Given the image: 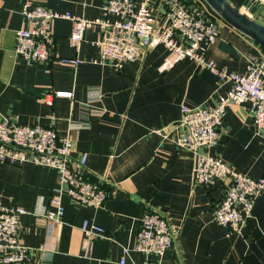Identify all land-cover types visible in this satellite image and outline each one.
<instances>
[{
  "label": "crops",
  "instance_id": "crops-1",
  "mask_svg": "<svg viewBox=\"0 0 264 264\" xmlns=\"http://www.w3.org/2000/svg\"><path fill=\"white\" fill-rule=\"evenodd\" d=\"M35 1L93 20L103 16L107 0ZM178 1L200 7L195 0H153L151 7L155 13L161 4L169 8ZM227 1L264 25V10L254 0ZM23 2L0 0V121L53 126L58 137L72 141L73 163L87 155L86 180L107 190L102 207L82 206L67 196L55 170L0 164V205L27 212L18 229L29 251L27 264H119L121 259L140 264L146 256L134 246L146 211L179 228L161 258L164 264H264V197L256 199L239 232L219 225L211 209L223 198L221 183L197 184L193 154L176 144L184 132L181 106L214 105L231 84L192 61H174L162 46L117 71L98 62L96 43L105 36L99 27L88 26L76 50L68 39L71 22L64 19L51 22L54 58L27 62L15 54V31L26 25ZM223 42L238 53L236 58L220 49ZM59 57L80 63H61ZM206 58L241 74L250 60L264 58V49L222 22ZM218 136L216 148L201 151L220 153L231 169L253 179L264 176V134L254 124L249 102L226 110ZM58 190L63 215L49 226L43 216L55 209L50 198ZM84 222L100 227L103 238L88 244L80 229Z\"/></svg>",
  "mask_w": 264,
  "mask_h": 264
},
{
  "label": "built area",
  "instance_id": "built-area-1",
  "mask_svg": "<svg viewBox=\"0 0 264 264\" xmlns=\"http://www.w3.org/2000/svg\"><path fill=\"white\" fill-rule=\"evenodd\" d=\"M195 1L200 6L196 9L178 1L169 8L161 4L154 13L153 0H142L141 3L107 0L101 18L85 20L82 16L53 11L35 0H24L20 14L26 25L15 31V54L30 63L51 61L54 58L51 22L64 19L71 22L68 39L76 50L83 40L84 30L90 25L99 27L105 36L96 43L100 49L98 62L109 64L117 71L124 63L141 61L150 48L162 46L173 55L174 61L187 59L214 73L221 82L230 83V89L214 105L181 106L179 124L184 132L176 144L193 154V176L197 184L221 183L224 195L212 207V219L232 232H239L251 217L256 199L264 197V176L253 179L238 173L223 161L220 153L207 154L201 149L216 148L218 128L226 110L244 102L252 105L254 124L264 134V58L250 60L241 74L208 60L207 48L217 40L223 21L203 0ZM254 1L264 10V0ZM110 16L116 19L110 21ZM56 60L75 66L80 63L72 58L59 57ZM72 151V141L58 137L53 126L19 124L7 118L0 121V164L20 166L31 163L53 169L73 202L102 207L107 190L86 180L87 155L81 154L77 163H73ZM60 192L58 190L50 198L55 209L43 216L49 226L59 223L63 215ZM26 213L21 207L0 205V264L28 263L29 251L18 235L20 218ZM139 224L134 250L146 256L140 264H164L161 258L172 247L179 228L156 211L144 212ZM80 229L88 244L103 238L102 229L88 222H84ZM126 252L125 248L123 253ZM119 264H125L124 259Z\"/></svg>",
  "mask_w": 264,
  "mask_h": 264
},
{
  "label": "water",
  "instance_id": "water-1",
  "mask_svg": "<svg viewBox=\"0 0 264 264\" xmlns=\"http://www.w3.org/2000/svg\"><path fill=\"white\" fill-rule=\"evenodd\" d=\"M205 4L226 24L264 47V25L248 17L227 0H203ZM220 49L236 58L238 53L227 43H221Z\"/></svg>",
  "mask_w": 264,
  "mask_h": 264
},
{
  "label": "trees",
  "instance_id": "trees-1",
  "mask_svg": "<svg viewBox=\"0 0 264 264\" xmlns=\"http://www.w3.org/2000/svg\"><path fill=\"white\" fill-rule=\"evenodd\" d=\"M261 46V45H260ZM263 49H264V47L263 46H261Z\"/></svg>",
  "mask_w": 264,
  "mask_h": 264
}]
</instances>
